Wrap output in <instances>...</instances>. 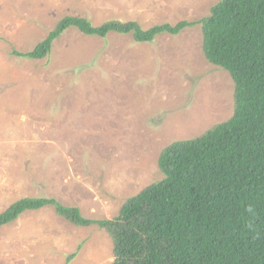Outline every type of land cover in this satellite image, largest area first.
<instances>
[{"label":"rangeland","instance_id":"374dc122","mask_svg":"<svg viewBox=\"0 0 264 264\" xmlns=\"http://www.w3.org/2000/svg\"><path fill=\"white\" fill-rule=\"evenodd\" d=\"M221 0H0V213L23 198L56 199L112 219L163 178L168 145L198 137L235 110L230 74L208 63L199 25L149 43L132 34L63 32L49 57L32 51L66 16L143 30L195 22ZM112 240L54 206L0 228V264H112Z\"/></svg>","mask_w":264,"mask_h":264},{"label":"trees","instance_id":"16d2710c","mask_svg":"<svg viewBox=\"0 0 264 264\" xmlns=\"http://www.w3.org/2000/svg\"><path fill=\"white\" fill-rule=\"evenodd\" d=\"M199 25L208 63L235 83V110L204 134L166 146L163 178L129 198L112 219H90L56 199L23 198L0 213V228L27 211L54 206L77 227L98 226L112 240V264H264V0H221L207 17L143 30L138 23L93 26L66 16L36 47L16 55L49 57L67 29L106 38L115 32L149 43Z\"/></svg>","mask_w":264,"mask_h":264}]
</instances>
